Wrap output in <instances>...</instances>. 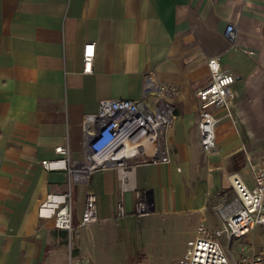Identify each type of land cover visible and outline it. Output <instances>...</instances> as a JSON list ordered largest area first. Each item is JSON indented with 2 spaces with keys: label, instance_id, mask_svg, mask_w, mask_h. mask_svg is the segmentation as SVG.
Listing matches in <instances>:
<instances>
[{
  "label": "crops",
  "instance_id": "obj_1",
  "mask_svg": "<svg viewBox=\"0 0 264 264\" xmlns=\"http://www.w3.org/2000/svg\"><path fill=\"white\" fill-rule=\"evenodd\" d=\"M229 23L236 45L225 36ZM89 43L95 59L84 73ZM209 57L237 80L233 116L221 118L217 148L206 152L197 91L210 80ZM148 77L177 89L168 99L176 116L166 139L170 162H145L130 174L97 170L89 186L74 184L73 231L40 217L42 201L65 193L70 180L42 161L62 157L61 145L82 159L85 115L102 99H139ZM263 158L264 0H0V264H122L128 225L146 243L157 218L203 217L209 198L232 186L230 174L253 187L249 159ZM88 190L98 197L100 221L84 227ZM139 194L152 205L142 217L134 213Z\"/></svg>",
  "mask_w": 264,
  "mask_h": 264
},
{
  "label": "built area",
  "instance_id": "obj_2",
  "mask_svg": "<svg viewBox=\"0 0 264 264\" xmlns=\"http://www.w3.org/2000/svg\"><path fill=\"white\" fill-rule=\"evenodd\" d=\"M225 36L236 45L237 31L232 23L227 25ZM94 48V43L84 47V73L92 72ZM207 64L210 80L197 91L200 104L197 126L202 148L211 152L217 148L216 129L219 121L223 117L233 116L229 109L237 77L222 68L218 57H209ZM176 92L174 85L158 84L148 77L139 99L100 100L98 111L86 114L83 121L82 159H72L70 147L61 145L56 148V152L62 157L42 161L47 171H67L70 180L65 193H51L42 201L39 206L40 217L52 218L57 228L73 231L76 228L75 197L72 192L74 184L89 186L97 170L117 168L130 174L145 162H170L166 139L176 116L175 108L168 99ZM217 108H226L227 112L222 117L217 116ZM249 165L254 186L248 187L238 173L229 175L237 195L233 205L221 212V226L212 229L205 222H200L177 264H264V246H257L253 242L241 246L237 260H232L230 256V243L234 239L246 237L258 224L264 226V158L259 162L249 159ZM126 181V186H130L131 183ZM119 210L121 215L126 213L123 202H120ZM151 211V203L139 194L135 201V215L142 217ZM99 221L98 197L94 191L88 190L79 226L90 227ZM89 263V258H83L72 264Z\"/></svg>",
  "mask_w": 264,
  "mask_h": 264
},
{
  "label": "rangeland",
  "instance_id": "obj_3",
  "mask_svg": "<svg viewBox=\"0 0 264 264\" xmlns=\"http://www.w3.org/2000/svg\"><path fill=\"white\" fill-rule=\"evenodd\" d=\"M237 164H241L244 154L240 153ZM245 169V168H244ZM234 188L220 189L213 194L207 203V215L197 216L195 213H187L184 217L168 221L169 219L157 218L154 231L148 235L146 243L139 242L138 235L132 233L127 226V251H121V256L126 257L122 264H177L179 258L184 254L187 240L194 235L199 222H206L212 229H217L222 224L221 212L231 207L236 198ZM126 212V210H125ZM124 215V214H123ZM136 223V222H135ZM132 229L135 228V224ZM253 242L257 246H264V226L258 224L242 239H234L230 243V256L237 260L243 244ZM133 245V248L130 247Z\"/></svg>",
  "mask_w": 264,
  "mask_h": 264
}]
</instances>
